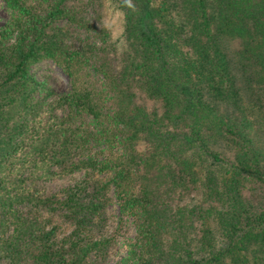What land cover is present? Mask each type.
Returning <instances> with one entry per match:
<instances>
[{
  "label": "trees",
  "instance_id": "16d2710c",
  "mask_svg": "<svg viewBox=\"0 0 264 264\" xmlns=\"http://www.w3.org/2000/svg\"><path fill=\"white\" fill-rule=\"evenodd\" d=\"M3 2L0 264H264V0Z\"/></svg>",
  "mask_w": 264,
  "mask_h": 264
},
{
  "label": "rangeland",
  "instance_id": "374dc122",
  "mask_svg": "<svg viewBox=\"0 0 264 264\" xmlns=\"http://www.w3.org/2000/svg\"><path fill=\"white\" fill-rule=\"evenodd\" d=\"M8 18V13L5 8L3 0H0V26ZM33 72L40 78L44 75H50L51 78L55 81L56 87L59 90H65L68 88V81L61 70L50 61L40 63L38 66L33 68ZM147 108L151 109L156 107L154 102L146 101ZM62 183L56 182L52 185V188L55 189L60 186ZM109 213L112 215L109 224V231L117 229L118 237L117 244L114 249L111 250L110 256L108 257L107 264H114L120 257L125 256L126 253V241L134 235V229L130 223H124L118 228V207L116 204H112L108 208Z\"/></svg>",
  "mask_w": 264,
  "mask_h": 264
}]
</instances>
